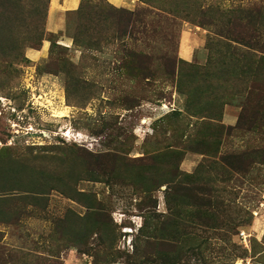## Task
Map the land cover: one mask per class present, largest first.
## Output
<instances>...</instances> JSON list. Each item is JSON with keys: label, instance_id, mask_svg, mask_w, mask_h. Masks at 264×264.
Returning <instances> with one entry per match:
<instances>
[{"label": "rangeland", "instance_id": "374dc122", "mask_svg": "<svg viewBox=\"0 0 264 264\" xmlns=\"http://www.w3.org/2000/svg\"><path fill=\"white\" fill-rule=\"evenodd\" d=\"M52 12L0 0V264H264V0Z\"/></svg>", "mask_w": 264, "mask_h": 264}, {"label": "crops", "instance_id": "0c3cea01", "mask_svg": "<svg viewBox=\"0 0 264 264\" xmlns=\"http://www.w3.org/2000/svg\"><path fill=\"white\" fill-rule=\"evenodd\" d=\"M110 2L113 5H122L124 3L127 4L129 0H110ZM77 5H78V0H52L53 12L49 17V25L52 27L53 26L61 27V23L63 21L58 17L57 12L74 10ZM193 45H194L193 38L188 37L187 39L184 40L181 39L180 48L184 52V55L190 54Z\"/></svg>", "mask_w": 264, "mask_h": 264}, {"label": "bare ground", "instance_id": "6f19581e", "mask_svg": "<svg viewBox=\"0 0 264 264\" xmlns=\"http://www.w3.org/2000/svg\"><path fill=\"white\" fill-rule=\"evenodd\" d=\"M67 46V45H66ZM64 103V102H63ZM50 104V103H49ZM52 104V103H51ZM55 105V104H54ZM58 107V106H57ZM60 108V107H59ZM65 111H66V108H65V106L64 107H62L61 108V110H60V112L58 113L57 111H56V113H55V115H61V113H65ZM70 112V111H69ZM53 115V114H52ZM73 133V132H72ZM79 133V132H78ZM66 138V137H65ZM81 141V140H80Z\"/></svg>", "mask_w": 264, "mask_h": 264}, {"label": "built area", "instance_id": "2783aa9c", "mask_svg": "<svg viewBox=\"0 0 264 264\" xmlns=\"http://www.w3.org/2000/svg\"><path fill=\"white\" fill-rule=\"evenodd\" d=\"M240 236H242V235H240Z\"/></svg>", "mask_w": 264, "mask_h": 264}]
</instances>
